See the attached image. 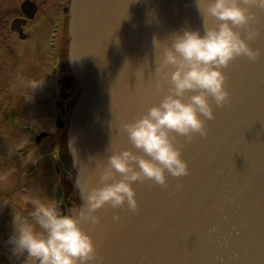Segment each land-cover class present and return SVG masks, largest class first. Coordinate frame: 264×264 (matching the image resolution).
<instances>
[{"label":"water","instance_id":"obj_1","mask_svg":"<svg viewBox=\"0 0 264 264\" xmlns=\"http://www.w3.org/2000/svg\"><path fill=\"white\" fill-rule=\"evenodd\" d=\"M241 6L252 18L236 31L259 57L222 69L231 99L222 107L210 100L215 118L205 119L206 135L169 134L187 176L169 175L165 186L139 181L136 211L108 205L95 213L99 224L80 221L95 242L96 264H264V8ZM218 24L207 20L209 29ZM184 31L205 33L197 0H72L69 63L81 97L68 149L81 210L105 174L109 183L122 178L112 156L150 159L125 125L175 96L176 66L165 57ZM199 94L175 98L187 104Z\"/></svg>","mask_w":264,"mask_h":264},{"label":"clouds","instance_id":"obj_2","mask_svg":"<svg viewBox=\"0 0 264 264\" xmlns=\"http://www.w3.org/2000/svg\"><path fill=\"white\" fill-rule=\"evenodd\" d=\"M243 2L264 8V0ZM197 4L205 20L204 35L184 31L175 38L174 51H168L165 57L166 64L176 66L171 75L175 96L151 108L135 124L125 125L131 142L150 159H137L127 151L112 156L110 167L122 178L109 183L105 174L103 187L86 195L85 208L79 212L62 214L54 204L34 202L29 213L31 221L13 214L11 234L5 241L11 258L22 260V264H96L95 242L80 227L81 220L99 224L95 213L108 205L113 209L127 205L136 211L139 205L133 185L139 181L147 179L165 186L169 175L175 178L188 175V164L169 134L189 138L192 134L206 135L205 119L215 118L210 100L222 107L231 99L222 69L237 58L255 61L260 55L236 31L246 27L252 18L248 9L241 6V0H197ZM209 17L219 22L218 27H207ZM39 85L32 83L31 87ZM197 90L200 94L192 96L191 103L175 98ZM132 162L138 164L139 171L131 167Z\"/></svg>","mask_w":264,"mask_h":264},{"label":"rangeland","instance_id":"obj_3","mask_svg":"<svg viewBox=\"0 0 264 264\" xmlns=\"http://www.w3.org/2000/svg\"><path fill=\"white\" fill-rule=\"evenodd\" d=\"M56 64V57L51 55L46 68L35 67L33 71H26L27 67H20L16 88H9L6 92L12 102L4 97L0 99V188L9 193L16 188L20 191L21 186H25L28 191L26 196H17L18 192L13 194L19 209L12 212L0 205V230H6L1 235L5 240L11 234L13 214L31 221L29 213L34 202L54 204L55 187L48 186L52 182L53 160L56 155L59 158V153L56 147L51 148L49 139L44 140L41 146H37L35 140L39 134H51L56 129L57 121L53 118L59 77ZM32 83L40 85L32 89ZM25 89L29 97L24 94ZM0 96L3 93L0 92ZM65 177L69 183L70 174H65ZM1 243L4 241L0 238ZM6 247L0 245V264H22V260L10 257Z\"/></svg>","mask_w":264,"mask_h":264},{"label":"flooded vegetation","instance_id":"obj_4","mask_svg":"<svg viewBox=\"0 0 264 264\" xmlns=\"http://www.w3.org/2000/svg\"><path fill=\"white\" fill-rule=\"evenodd\" d=\"M69 2L70 0H0V92L3 93L0 99L3 97L8 99L6 92L9 88H16L20 67H27L26 71H33L35 67L46 68L48 57H51L52 53L57 55V68L60 74L55 94L59 107L58 117L65 126L50 138L52 147H56L59 153L55 170L58 179L57 189L62 191L61 204L65 213L71 215L79 211L80 203L78 193L74 189L73 170L66 154V127L80 90L71 77L68 65L69 37L66 19L63 18L62 30L56 36L52 30L59 20L62 8L68 6ZM65 79L69 80L66 88L63 87ZM24 94L29 97L27 89ZM67 173L70 174L69 183H66ZM13 192L7 193L0 188V205L12 212L19 209L16 206L19 203H16L12 196L7 198ZM3 231L6 232L1 228L0 238L4 241L0 244L2 248L6 247V240L1 236L4 235Z\"/></svg>","mask_w":264,"mask_h":264}]
</instances>
